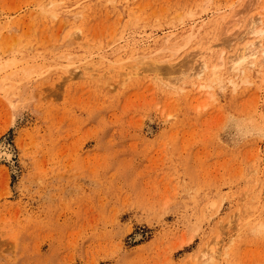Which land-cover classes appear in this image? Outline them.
<instances>
[{"label":"rangeland","instance_id":"1","mask_svg":"<svg viewBox=\"0 0 264 264\" xmlns=\"http://www.w3.org/2000/svg\"><path fill=\"white\" fill-rule=\"evenodd\" d=\"M251 41L264 0H0V264H264Z\"/></svg>","mask_w":264,"mask_h":264},{"label":"bare ground","instance_id":"2","mask_svg":"<svg viewBox=\"0 0 264 264\" xmlns=\"http://www.w3.org/2000/svg\"><path fill=\"white\" fill-rule=\"evenodd\" d=\"M51 12V11H50ZM56 13V12H55ZM54 13V15H56ZM196 23V24H195ZM193 25H191L185 32V34L180 37L181 40H183L184 42H187L191 39V37L196 36L197 35V31H199V27H198V23L195 22ZM255 23V21L253 22V24ZM256 24V23H255ZM250 27V26H249ZM251 28V27H250ZM252 31L255 32H259V34H261L260 30L255 29V26H252ZM262 35V34H261ZM260 35V36H261ZM148 36V35H147ZM177 36L174 32H169L166 35H164L161 39V41H158L157 46L160 45L162 49H170L173 48L174 44H177L179 39L176 37ZM151 38V36L149 35V39ZM147 39V38H146ZM142 40V39H141ZM154 45H156V42H153ZM132 45L134 46V48H137V40H135ZM254 45V41L248 42L247 45H245L239 52H237L230 60V67L232 69L238 70V71H242L245 70V68L243 67L245 65V63H253L257 60V53L258 52H262L264 53V45L260 44L259 46H255V47H251ZM176 46V45H175ZM131 48V47H130ZM150 49V47H148ZM152 48V47H151ZM139 49V48H138ZM134 50V49H132ZM136 50V49H135ZM142 50V49H141ZM145 51V50H144ZM148 51V50H147ZM132 51H130L131 53ZM139 53V52H136ZM146 53V52H145ZM131 55V54H130ZM133 55V54H132ZM134 56V55H133ZM167 58V57H166ZM139 59V58H138ZM147 59V58H146ZM145 61V60H144ZM149 61V60H148ZM157 75H161L162 77H166L170 80V82H173L174 80H171V78L173 77L175 80L178 79L176 76L178 74H180V71L174 68H162L159 66H155L154 67ZM214 73H216V69L214 71ZM182 77V76H180ZM172 78V79H173ZM175 82V81H174ZM177 82V80H176ZM175 82V83H176ZM11 156V152L7 149V147H3L2 144H0V158L2 157H7V159H9V157ZM213 257V256H212ZM209 258V257H208ZM211 259V257H210ZM212 260V259H211Z\"/></svg>","mask_w":264,"mask_h":264}]
</instances>
